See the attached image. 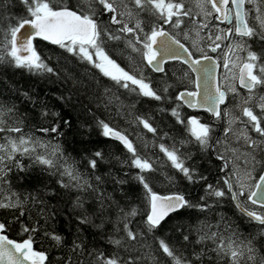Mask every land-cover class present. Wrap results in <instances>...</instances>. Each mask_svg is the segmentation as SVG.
Here are the masks:
<instances>
[{
  "label": "snow or ice",
  "instance_id": "6c2138e0",
  "mask_svg": "<svg viewBox=\"0 0 264 264\" xmlns=\"http://www.w3.org/2000/svg\"><path fill=\"white\" fill-rule=\"evenodd\" d=\"M19 4L24 15H13L5 0H0V66L55 74L33 43L39 38L98 70L114 88L164 101L167 97L162 93L167 92V87L157 92L139 67L132 72L125 70L109 55L105 44L124 43L139 54L143 67L156 73L165 72L164 64L169 60L188 65L197 74L192 81L196 90L180 92L176 99L189 107L203 108L226 126L222 129L224 139H220L214 135L213 124L201 122L197 117L184 120L178 109L173 108L171 115L185 125L190 137L179 143L183 146L194 140L203 152L219 146L217 159L223 161L221 170L225 178L222 187L217 186L219 180L216 184L207 182V176L187 163L191 153L181 152L175 143L170 147L161 143L158 147L169 167L189 183L205 182L204 195L199 197L204 203H193L179 192L154 191L145 175L156 171L154 163L139 153L128 134L93 116L101 135L117 141L128 154L125 160L114 157L115 161L137 170L134 179L143 187L147 202L146 212L141 214L135 205L122 207L103 189L105 177L95 175V171L99 162L106 159L104 152L97 150L84 161L89 172L84 176L58 143L46 141L35 132H26L14 107L0 105V134H4L0 136V210L14 213L11 221L0 220V264H214L221 258H226L227 264H264V0H77L72 7L64 0H19ZM189 4L194 5L195 12ZM220 24L229 27L221 28ZM165 26H170L172 31ZM178 35L191 43L186 46ZM253 42L260 43L259 51L253 50ZM221 50H225L222 67L226 79L232 81L227 88L217 80L219 58L214 61L208 54ZM241 89L245 90L243 94ZM95 95L105 109L114 100L119 101L107 87ZM85 111L91 114L90 108ZM51 115L58 117L59 113ZM134 119L148 132H157L148 118ZM69 123L63 121L65 126ZM36 131L63 134L60 122ZM25 158L31 166H40L50 175H57L60 188L74 193L73 208L78 210L76 219L80 226L103 229L106 221L111 225V233L106 236L110 251H100L85 243L80 235L82 228H77L74 239L66 241L63 235L49 230L48 222L55 213L48 211L42 197L31 193L22 196L12 190L10 174L29 167L24 163ZM241 159L242 174L236 164ZM111 182L127 183L114 177ZM226 196L250 223L259 226L258 235L241 237L231 225L221 228L206 224L197 229L194 241L201 247L193 248L187 256L178 250L179 241L173 243L157 236V231L173 214L188 208L208 211ZM89 201L91 213L85 207ZM32 205L37 213L29 223ZM93 216L100 223H94ZM13 223L23 237L19 241L7 234ZM41 235L63 251L62 258L50 260L46 251L34 247ZM180 240L185 245L192 243L190 233L182 232ZM149 241L154 242L155 249Z\"/></svg>",
  "mask_w": 264,
  "mask_h": 264
},
{
  "label": "trees",
  "instance_id": "16d2710c",
  "mask_svg": "<svg viewBox=\"0 0 264 264\" xmlns=\"http://www.w3.org/2000/svg\"><path fill=\"white\" fill-rule=\"evenodd\" d=\"M5 3L9 5L13 15H24L19 0H5ZM64 3L72 7L77 3V0H64ZM165 27L172 31L170 26ZM177 38L183 41L181 35H178ZM252 46L255 51H259L261 47L259 42H253ZM36 48L42 59L55 69V74L35 73L25 69L0 66V105L8 108L14 107L15 115L22 119V126L26 132H35L37 136L46 141L51 140L53 144L58 143L65 154L75 161L84 176L89 175L84 161L97 150L104 152L106 159L99 162L95 175L105 177L103 189L119 201L122 207L135 205L141 214L146 212L147 202L144 189L134 179L136 169L115 161L114 157L118 156L121 160H125L128 154L117 141L101 135L100 128L97 126L96 120L92 118L93 116L106 120L116 129L128 134L136 144L139 153L154 163L156 171L145 173L154 191L161 194L179 192L193 203H204L199 200V197L204 195L203 184L205 182L189 183L175 169L169 167L166 157L159 150L158 145L161 143L169 147L175 143L181 152L191 153L192 158L187 163L196 168L199 173L207 176V182L216 184L219 180L221 183L217 186H223L222 180L225 178L224 171L221 170L223 161L217 159L219 154L217 148L203 152L194 140L191 143H184L183 146L179 143L190 139V137L185 125L178 123L176 117L171 115L173 108L178 109L184 120H187L189 115L190 117L199 116L201 122L212 124V118L207 112L189 110L176 99L180 91L193 88V76L185 65L180 62H170L165 65V72L156 73L148 67H143L140 57L135 56L124 43L109 41L105 44L109 55L125 70L132 72L139 67L157 92H161L163 88L167 87V92L162 93L167 99L155 101L138 97L125 89L114 88L112 82L100 76L98 70L83 65L57 45L37 39ZM105 87L112 89V93L119 97V101L114 100L107 109L104 108L101 99L95 95L103 93ZM69 97L71 99H68ZM121 105L122 107H120ZM86 108L91 109V114L85 111ZM118 108L119 114H117ZM44 112L49 115L44 116ZM52 113H59V116L53 117ZM136 116L148 118L156 127L157 132L153 134L143 129L142 125L135 122ZM64 120L70 123L65 126ZM54 122H60L62 135L56 136L36 131L41 127H48ZM3 135L0 134V136ZM24 163L29 165L25 171L21 172L17 169L10 174L12 190L22 196L31 193L43 198L48 211L55 213L54 218L48 222L49 230L58 232L65 237L66 241H70L75 238L77 228H82L80 235L85 239V243L100 251H110L111 246L107 244L106 236L111 233V225L106 221L103 229H97L91 225L80 226L76 219L78 210L73 208L74 193L60 188L57 183L59 179L57 175H50L40 166H31V162L27 158L24 159ZM113 177L126 180L127 183L115 185L111 182ZM64 179L67 180L66 177ZM207 202L213 203L212 200ZM85 207L91 213V201ZM36 213L37 208L32 205L29 209V223L33 222ZM13 215L14 213L0 210V220L11 221ZM92 219L94 223H100L96 216H93ZM206 224L221 228L231 225L232 229L241 237L258 235L260 230L259 226L250 223L235 207L230 197L226 196L208 211L188 208L173 214L157 231V236L173 243L179 241V244L176 245L178 250L187 256L193 248L199 250L201 247L195 245L194 241L197 229ZM44 227L47 228L48 225H44ZM178 227L180 231H177ZM182 232L190 233L192 241L190 245H185L180 240ZM7 234L16 240L23 238L18 234L15 223L11 225ZM149 243L155 249L154 242L149 241ZM34 246L38 250L46 251L50 260L55 261L63 257V251L55 248L42 235ZM214 264H227L226 258L216 260Z\"/></svg>",
  "mask_w": 264,
  "mask_h": 264
},
{
  "label": "rangeland",
  "instance_id": "374dc122",
  "mask_svg": "<svg viewBox=\"0 0 264 264\" xmlns=\"http://www.w3.org/2000/svg\"><path fill=\"white\" fill-rule=\"evenodd\" d=\"M187 6H191V7H193V11L195 12V7H194V5H192V4H189V5H187ZM215 22V21H214ZM220 27L221 28H226V27H229L227 24L226 25H220ZM182 37V39H183V41L187 44V45H189L190 43H191V41L190 40H185L184 38H183V36H181ZM224 51L225 50H221V51H218L217 52V57L219 58V61H220V63H221V67H222V65H223V60H224ZM134 53V52H133ZM134 55L135 56H139V54H137V53H134ZM241 55H243V54H241ZM132 57V56H131ZM216 57V58H217ZM129 58H130V56H129ZM131 60V59H130ZM226 76H227V74L225 73V70L223 69V67L221 68V75H220V77H221V81H222V86L223 87H225V88H227V87H229V86H231V84H232V81L230 80V79H226ZM238 87V86H237ZM241 91V93L243 94L244 93V91H242V90H240ZM229 99L231 100L232 99V97H231V95L229 96ZM190 117V115L186 118V119H188ZM193 117H197V118H199V116H193ZM200 119V118H199ZM212 124H213V126H214V128H215V133H214V135L215 136H218L220 139H224V136H223V131H222V129H223V127H225L226 125L222 122V121H217V120H212ZM217 149H219V146H217ZM220 151H222V149H220ZM217 152H218V150H217ZM219 153V152H218ZM236 164H237V166H238V168H239V170H240V172H241V174L243 173V168H244V164H243V159H241V160H239V161H237L236 162ZM230 168H231V163H230Z\"/></svg>",
  "mask_w": 264,
  "mask_h": 264
},
{
  "label": "water",
  "instance_id": "95a60500",
  "mask_svg": "<svg viewBox=\"0 0 264 264\" xmlns=\"http://www.w3.org/2000/svg\"><path fill=\"white\" fill-rule=\"evenodd\" d=\"M23 31V30H22ZM37 39H39V38H37ZM36 39V40H37ZM36 40H34L33 41V43H34V45L36 46ZM182 42V41H181ZM50 43V42H49ZM182 43H184V42H182ZM185 44V43H184ZM186 45V44H185ZM187 46V45H186ZM212 56V55H211ZM214 57V56H213ZM216 60V58L214 57V61ZM170 61H176V60H169V61H167V62H170ZM166 62V63H167ZM181 62V61H180ZM182 63V62H181ZM184 64V63H183ZM165 65V64H164ZM184 65H186V64H184ZM187 67H188V65H186ZM189 68V67H188ZM189 70H190V68H189ZM219 70H220V67H218L217 68V70H216V74H217V80H218V82H219ZM191 71V70H190ZM192 73V75H193V79L195 78V76L197 75L196 73H193V72H191ZM220 83V82H219ZM196 89H195V86H194V90H192V91H195ZM184 91H188V90H182V91H180V92H184ZM179 92V93H180ZM178 93V94H179ZM185 107H187L188 109H190V110H198V111H205L203 108H199V107H196V108H192V107H189L188 105H186V104H184L182 101H180ZM221 107H223V106H221ZM209 113V112H208ZM209 115L213 118V116L211 115V113H209ZM168 194H171V193H168ZM35 247V246H34Z\"/></svg>",
  "mask_w": 264,
  "mask_h": 264
},
{
  "label": "flooded vegetation",
  "instance_id": "af4514ba",
  "mask_svg": "<svg viewBox=\"0 0 264 264\" xmlns=\"http://www.w3.org/2000/svg\"><path fill=\"white\" fill-rule=\"evenodd\" d=\"M212 52H209L208 54H211ZM213 54H215V56L217 55V52L216 53H213ZM217 57V56H216ZM218 58V57H217Z\"/></svg>",
  "mask_w": 264,
  "mask_h": 264
}]
</instances>
